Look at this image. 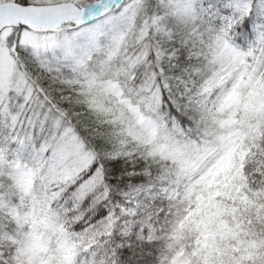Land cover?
I'll return each mask as SVG.
<instances>
[{
    "label": "snow or ice",
    "instance_id": "1",
    "mask_svg": "<svg viewBox=\"0 0 264 264\" xmlns=\"http://www.w3.org/2000/svg\"><path fill=\"white\" fill-rule=\"evenodd\" d=\"M0 264H264V0H0Z\"/></svg>",
    "mask_w": 264,
    "mask_h": 264
}]
</instances>
